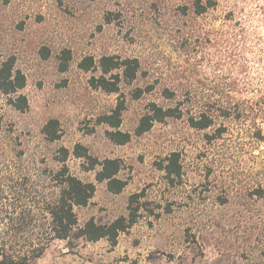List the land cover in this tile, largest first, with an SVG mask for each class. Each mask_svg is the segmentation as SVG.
Instances as JSON below:
<instances>
[{
	"label": "rangeland",
	"instance_id": "obj_1",
	"mask_svg": "<svg viewBox=\"0 0 264 264\" xmlns=\"http://www.w3.org/2000/svg\"><path fill=\"white\" fill-rule=\"evenodd\" d=\"M104 56L138 59L136 79L117 93L93 88L99 68L79 63ZM10 57L29 107L0 92V261L72 264L87 241L91 264H264V0H0V63ZM121 101L119 130L131 140L117 145L98 120ZM150 103L182 116L137 136ZM203 115L211 126L192 127ZM51 120L55 141L43 133ZM77 146L98 163L118 159L125 188L97 182L101 166ZM63 149L69 173L96 186L66 240L52 238L49 214ZM174 153L181 174L169 177ZM120 217L135 223L114 246L79 236L92 218Z\"/></svg>",
	"mask_w": 264,
	"mask_h": 264
},
{
	"label": "trees",
	"instance_id": "obj_2",
	"mask_svg": "<svg viewBox=\"0 0 264 264\" xmlns=\"http://www.w3.org/2000/svg\"><path fill=\"white\" fill-rule=\"evenodd\" d=\"M211 4H213L212 1H209L208 5L198 3L196 12L198 14L205 13L210 6H213ZM79 67L86 72L99 68L100 76L90 79L91 86L95 89H102L105 92L117 93L120 90L119 86L123 78L136 79L140 71V62L135 58L121 59L114 56H104L97 64L93 57H85L79 63ZM26 84V76L21 70L16 68L14 57L7 58L0 63V92L5 96L11 97V104L20 111H24L29 107L27 97L21 93ZM141 93L142 91H140L138 96ZM124 109V101H121L110 114L104 115L98 120L99 124H106L112 129L107 131V136L117 145L127 144L131 140L130 133H123L119 130ZM181 116L182 111L178 108L164 109L155 103H150L147 113L139 121L135 134L137 136L143 135L150 131L156 122H164L167 118H179ZM189 121L192 127L200 130L206 129L212 124V120L206 115H203L200 120L191 117ZM43 133L51 141L59 139V122L57 120L49 121L44 126ZM65 153V157L60 160L63 164L59 175V179L62 182L61 194L56 204L49 209L51 236L52 238L63 240L70 238L72 228L78 223V218L74 211L75 207H86L96 191V186L93 183L83 182L69 173V169L65 164L68 154L66 150ZM75 155L79 158H85L92 170L97 165L101 166L96 173V181L99 183L106 182L110 192L118 194L127 185L126 181L117 178L122 169L121 162L118 159H105L102 163H98L97 159L89 156L85 149L80 146H77ZM178 158L179 155L174 153L169 158V164L163 168L169 177L180 176L181 174ZM134 223L135 221L132 218L120 217L109 225H100L92 218L80 229L79 236L94 242L107 238L114 246L117 244L119 234L126 232ZM39 251V255L42 254L43 248H40ZM0 264H29V258L25 256L14 259L3 256Z\"/></svg>",
	"mask_w": 264,
	"mask_h": 264
},
{
	"label": "crops",
	"instance_id": "obj_3",
	"mask_svg": "<svg viewBox=\"0 0 264 264\" xmlns=\"http://www.w3.org/2000/svg\"><path fill=\"white\" fill-rule=\"evenodd\" d=\"M90 243L92 242L85 241V243H83L86 246H81V251L78 255H75V257H73L72 264H91L89 263V261L84 259L86 251L88 250V248H90Z\"/></svg>",
	"mask_w": 264,
	"mask_h": 264
}]
</instances>
